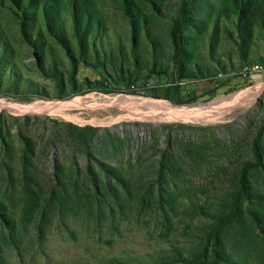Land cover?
Segmentation results:
<instances>
[{
    "label": "rangeland",
    "instance_id": "1",
    "mask_svg": "<svg viewBox=\"0 0 264 264\" xmlns=\"http://www.w3.org/2000/svg\"><path fill=\"white\" fill-rule=\"evenodd\" d=\"M229 8L0 0V264H264V26Z\"/></svg>",
    "mask_w": 264,
    "mask_h": 264
},
{
    "label": "trees",
    "instance_id": "2",
    "mask_svg": "<svg viewBox=\"0 0 264 264\" xmlns=\"http://www.w3.org/2000/svg\"><path fill=\"white\" fill-rule=\"evenodd\" d=\"M230 10L237 17L236 27L250 33L255 26H264V0H229ZM245 179V172L241 175Z\"/></svg>",
    "mask_w": 264,
    "mask_h": 264
},
{
    "label": "built area",
    "instance_id": "3",
    "mask_svg": "<svg viewBox=\"0 0 264 264\" xmlns=\"http://www.w3.org/2000/svg\"><path fill=\"white\" fill-rule=\"evenodd\" d=\"M262 71H264V68L258 62H254L243 68V73L249 78H253L257 73ZM219 75H221V73H219L217 76Z\"/></svg>",
    "mask_w": 264,
    "mask_h": 264
}]
</instances>
